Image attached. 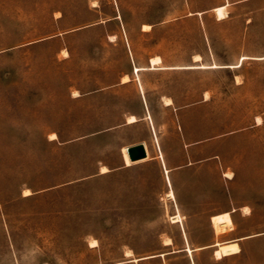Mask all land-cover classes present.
I'll list each match as a JSON object with an SVG mask.
<instances>
[{
    "label": "rangeland",
    "instance_id": "obj_1",
    "mask_svg": "<svg viewBox=\"0 0 264 264\" xmlns=\"http://www.w3.org/2000/svg\"><path fill=\"white\" fill-rule=\"evenodd\" d=\"M0 264H264V0H0Z\"/></svg>",
    "mask_w": 264,
    "mask_h": 264
},
{
    "label": "bare ground",
    "instance_id": "obj_2",
    "mask_svg": "<svg viewBox=\"0 0 264 264\" xmlns=\"http://www.w3.org/2000/svg\"><path fill=\"white\" fill-rule=\"evenodd\" d=\"M225 7H226L225 5H222V6H217L213 9L216 12L218 18L224 17ZM150 27L151 26L149 24L144 25V29H149ZM197 58H199V57H197ZM244 58L245 57H243L242 59H244ZM161 62H162V58L160 56H156V57L152 58L151 59V65L152 66H150L149 69H156V66L159 65ZM235 66H240V65L237 64ZM200 67H204V65H201ZM212 67H216V65L214 64V65H212ZM231 67H232V65H231ZM142 69H145V68L137 67V66H135V68H134L136 73H138ZM128 81H130V77H129V75L125 74L122 78V82H128ZM78 95H79L78 93H75V96H78ZM165 100H166V102H165L166 105H172L173 104V100L171 98H167ZM136 121H138V119L135 115H130L128 117V123H134ZM259 121H261L260 118H259ZM51 138L56 139L57 135L55 133H53V134H51ZM128 148H129L128 146L123 148V157H124L125 164L127 166H130L134 162L131 161V159L129 157ZM107 170H108V168L106 166H103V172H106ZM166 171H168V170H166ZM225 175L227 177H230V178L233 177V175L231 173L228 174V172H226ZM26 193L30 194V191L26 190ZM167 196L170 198H175V194H174L173 190H170L168 192ZM173 219H174V221H179L180 215L173 216ZM211 220L213 223V227L215 229V233L217 235H222L224 233H227V232L233 230V228H234V223H233V218H232L231 212H223V213L213 215ZM167 243L168 244L171 243L170 238L167 240ZM213 246L216 247L215 255L217 258H223L225 256L237 254L241 251L240 244L235 240L234 241H228V242L217 241V242H215V244ZM187 250L189 252H192L191 248H187ZM151 257H153V256H151ZM135 260H137V259H135Z\"/></svg>",
    "mask_w": 264,
    "mask_h": 264
},
{
    "label": "water",
    "instance_id": "obj_3",
    "mask_svg": "<svg viewBox=\"0 0 264 264\" xmlns=\"http://www.w3.org/2000/svg\"><path fill=\"white\" fill-rule=\"evenodd\" d=\"M128 153H129V157L131 159V161L133 162H138L141 161L143 159H146L148 157V152L146 150L145 144L143 143H138L135 145H132L128 148ZM162 253L158 254V255H152L153 257L156 256H161ZM163 254H167V253H163ZM151 257V258H153ZM147 257H141L138 258L139 260L145 259Z\"/></svg>",
    "mask_w": 264,
    "mask_h": 264
},
{
    "label": "crops",
    "instance_id": "obj_4",
    "mask_svg": "<svg viewBox=\"0 0 264 264\" xmlns=\"http://www.w3.org/2000/svg\"><path fill=\"white\" fill-rule=\"evenodd\" d=\"M205 12H208V10H205V11H201V12H198L199 14H201V13H205ZM150 67V66H149ZM173 104H174V102H173ZM172 104V105H173ZM169 106H171V105H169ZM137 122V121H136ZM144 144H145V147H146V150H147V144L144 142ZM130 146H132V145H130ZM129 146V147H130ZM147 152H148V150H147ZM147 159V158H146ZM146 159H143V160H141V161H144V160H146ZM123 160H124V158H123ZM139 162V161H138ZM124 163H125V161H124ZM135 163V162H134ZM133 163V164H134ZM163 169H164V172L166 173V176H169V169L167 168V166H166V164L163 162ZM168 169V172H166V170ZM170 178V177H169Z\"/></svg>",
    "mask_w": 264,
    "mask_h": 264
},
{
    "label": "trees",
    "instance_id": "obj_5",
    "mask_svg": "<svg viewBox=\"0 0 264 264\" xmlns=\"http://www.w3.org/2000/svg\"><path fill=\"white\" fill-rule=\"evenodd\" d=\"M242 65V64H241Z\"/></svg>",
    "mask_w": 264,
    "mask_h": 264
}]
</instances>
